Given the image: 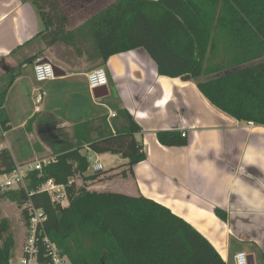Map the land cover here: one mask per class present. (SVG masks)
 <instances>
[{
    "label": "trees",
    "instance_id": "1",
    "mask_svg": "<svg viewBox=\"0 0 264 264\" xmlns=\"http://www.w3.org/2000/svg\"><path fill=\"white\" fill-rule=\"evenodd\" d=\"M47 28L57 30L69 19L58 0H31ZM77 29L93 37L95 58L100 64L113 54L143 48L159 75L192 80L215 107L231 117L264 125V0H106ZM33 43V39L26 42ZM35 57L20 62L34 60ZM17 67L0 76V128L10 129L4 109ZM35 119H29L25 127ZM46 119V118H45ZM45 119H42L45 121ZM74 126L71 142L53 149L56 160L41 172L29 173L26 189L7 196L24 206L21 215L28 225V206L46 215L43 231L70 264H225L212 244L190 223L166 206L142 194L91 190L90 183L106 171L86 174V150L118 154L126 159L120 174L146 159L136 134L141 127L126 109L114 117L82 121ZM164 146H182L181 132H157ZM83 150V151H82ZM16 163L7 148H0V175ZM79 175L81 185L70 181ZM52 178L64 185L68 204L63 206L37 188ZM32 194H29V192ZM221 220L226 212L213 210ZM0 221V264H11L14 245Z\"/></svg>",
    "mask_w": 264,
    "mask_h": 264
},
{
    "label": "crops",
    "instance_id": "2",
    "mask_svg": "<svg viewBox=\"0 0 264 264\" xmlns=\"http://www.w3.org/2000/svg\"><path fill=\"white\" fill-rule=\"evenodd\" d=\"M58 1L69 19L62 32L56 22L44 26L31 0H0L1 75L7 67H17L4 103L10 129L0 148L9 149L14 159L6 138L14 120L28 133L26 122L39 114L72 126L100 116L109 120L126 109L141 127L136 139L146 159L124 177L116 167L126 163L125 158L86 150V174L106 171L100 177L105 180L97 179L99 185L90 189L142 194L190 223L225 264H235L240 251L249 264H264V125L221 111L192 80L159 75L143 48L113 54L100 64L91 33L77 28L104 8L106 0ZM31 57L34 60L20 64ZM45 59L64 74L39 83L34 65ZM97 67L107 77L100 89L88 81V73ZM40 91L45 94L36 109ZM163 130L184 133L186 144L162 145L157 132ZM105 159V170L92 168ZM90 168L94 171L89 173ZM216 207L226 212L225 221L214 214Z\"/></svg>",
    "mask_w": 264,
    "mask_h": 264
},
{
    "label": "built area",
    "instance_id": "3",
    "mask_svg": "<svg viewBox=\"0 0 264 264\" xmlns=\"http://www.w3.org/2000/svg\"><path fill=\"white\" fill-rule=\"evenodd\" d=\"M34 75L37 82H45L53 79L54 69L51 62H37L34 65ZM88 81L91 88L106 86L107 77L101 67L94 68L88 73ZM45 93L40 91L35 96L36 109L41 103ZM115 114H112L114 116ZM185 136L184 133H181ZM50 164L45 160H33L25 164L16 165V167L8 174L0 175V187L3 189L19 188L24 186L29 177V173L33 171L41 172L44 166ZM95 170L102 169L101 163H95ZM39 191L45 192L52 201L64 206L68 201L67 194L63 185L57 184L52 178L44 181L37 188ZM29 194H32L30 191ZM28 236L26 237L22 253L15 263L11 264H65L59 248L56 244L44 234L43 222L46 220L45 213L33 206H28ZM235 264H249L247 254L245 252H237L235 254Z\"/></svg>",
    "mask_w": 264,
    "mask_h": 264
},
{
    "label": "rangeland",
    "instance_id": "4",
    "mask_svg": "<svg viewBox=\"0 0 264 264\" xmlns=\"http://www.w3.org/2000/svg\"><path fill=\"white\" fill-rule=\"evenodd\" d=\"M105 3L107 4V2ZM3 84H5L4 81L0 80V85ZM40 118L45 119L43 114L35 116V119L30 123V126L27 129L28 133L25 132L24 128H20L14 120L12 131L6 135L7 141L10 144V150L14 155V160L17 165L25 164L33 160L35 157L37 160H45L49 163L54 162L56 160V156L53 152V149L59 150L62 148V141H64L63 144L72 141L74 126L61 125L58 121L52 120L50 118H46L45 121L40 120ZM44 122L49 125L48 127L46 126L48 129L45 128V126L43 127L42 123ZM3 134L4 132L2 131V128H0V143L4 139ZM87 158L89 161L90 158L88 155ZM92 161L93 160L90 162ZM107 162V159L102 162L104 170L107 168ZM94 165L95 163L92 165L93 169ZM92 168L89 169V173L95 170ZM103 180H105V178H99V181ZM70 181H75L76 185H81L82 183L79 175H75L70 179ZM97 182L98 181L95 180L86 184L89 189L92 184H95L94 187L96 188L99 185ZM26 186L27 184L25 183V187ZM22 188H24V186H20L19 188L13 187L9 189H3L0 187V221H5L8 229L7 233L11 235L14 242L10 257L12 263H15L21 255L23 243L29 233L28 225L24 224L21 215L24 206H19L17 202L10 199L6 193L8 191H17ZM67 204L68 201L64 204V206ZM63 259L65 260V264H70V262L65 259V256Z\"/></svg>",
    "mask_w": 264,
    "mask_h": 264
},
{
    "label": "water",
    "instance_id": "5",
    "mask_svg": "<svg viewBox=\"0 0 264 264\" xmlns=\"http://www.w3.org/2000/svg\"><path fill=\"white\" fill-rule=\"evenodd\" d=\"M40 62H50V61L47 60V59H45V60H41ZM53 69H54V75H55V77H57V76H61V75L64 74V72L61 71V70H60L57 66H55V65H53ZM102 87H104V86L97 87V89H100V88H102Z\"/></svg>",
    "mask_w": 264,
    "mask_h": 264
}]
</instances>
